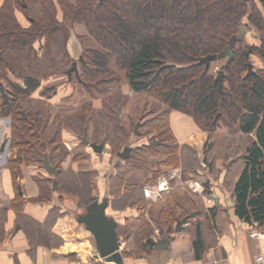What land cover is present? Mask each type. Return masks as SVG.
Returning a JSON list of instances; mask_svg holds the SVG:
<instances>
[{"label": "trees", "instance_id": "16d2710c", "mask_svg": "<svg viewBox=\"0 0 264 264\" xmlns=\"http://www.w3.org/2000/svg\"><path fill=\"white\" fill-rule=\"evenodd\" d=\"M261 4L263 7L255 0H0V117L11 119L12 153L7 167L17 178L24 165L43 168L48 154L51 164L62 169L63 158L54 162L51 152L58 150L65 131L81 137L92 121L96 134L92 141L104 145L117 133L126 139L137 124L139 129L149 131L163 124L159 144L151 138L148 143L131 146L126 164L117 165L113 178L120 185L130 171L150 174L158 166L178 164L179 146L168 120L172 111H178L208 132L210 140L216 136L219 124L228 129L238 126V131L254 136L234 175L238 178L231 192L235 212L264 225V2ZM18 12L28 19V26L21 24ZM67 21L85 25L93 44L83 49L80 73L68 76L69 80L94 92L104 91L106 83L118 85L125 79L133 94L147 95L157 107H165L154 120L147 119L144 103L129 110L128 126L118 122L115 113L123 111L129 99L117 89L109 99L106 97L101 109L88 105L78 109L61 107L51 122L46 93L53 88H43L40 76L53 67L50 41L66 31ZM243 25L255 29L260 45L236 42L233 58L227 63L226 57L222 66L225 76L220 90L212 73L216 61L207 65L201 60L229 48ZM38 42L39 49L35 47ZM253 54L263 63L256 70L248 65ZM38 91L40 96L34 97ZM83 112L89 114L87 118ZM230 147L226 144L225 149ZM204 161L208 163L207 156ZM55 180L66 194L91 200L89 205L94 201L91 193L90 197L81 195L76 177L66 176L61 170ZM109 190L108 200L120 196V186L109 184ZM63 197L60 195V199ZM201 200L187 191L175 190L165 203L154 204L149 215L162 235L168 236L179 220L190 221L193 212H204ZM24 204V199L17 198L13 208L22 212ZM216 209L213 207L211 212ZM138 222L137 235L145 236L152 249L149 220L143 215ZM118 233L122 236L120 230Z\"/></svg>", "mask_w": 264, "mask_h": 264}, {"label": "crops", "instance_id": "0c3cea01", "mask_svg": "<svg viewBox=\"0 0 264 264\" xmlns=\"http://www.w3.org/2000/svg\"><path fill=\"white\" fill-rule=\"evenodd\" d=\"M255 1L259 7H263L261 3L264 0ZM17 14L21 24L28 26L27 22L25 24L23 14L21 12ZM75 29L78 34L86 32L80 25L77 28L75 26ZM247 43L260 45L256 32L254 37L247 33ZM38 45L40 43L35 47L38 48ZM256 58L261 63L259 65H262L261 58L258 56ZM33 96L37 97L35 94ZM50 103H54L53 100ZM58 111L59 108L56 114ZM55 115L51 116V122ZM168 120L174 136L181 145H195L197 150L203 149L209 134L201 130L191 117L172 111ZM1 133L0 126V143L2 138L6 139ZM66 134L70 135L67 138L70 139L71 134L68 131L64 132V139L67 137ZM63 145L65 147V144ZM60 146L58 151L62 149ZM1 148L2 146L0 159L3 152ZM234 149L236 151L237 148ZM51 153L52 156L55 155L54 151ZM40 169L24 166L21 168V176L16 178L7 166L0 165V264H118L108 262L104 258H95L98 253L95 239L90 238L91 233L78 221L80 208L77 202L69 201L78 199L75 196H64L63 199H60L59 195L55 196L56 190L51 176L44 179ZM237 178L238 175L234 177L233 184ZM48 184L51 188L47 186ZM215 186L210 192L207 189V196L212 202L208 203L205 196H200L204 212L198 211L193 220L184 225L181 232L172 230L168 236L175 239L166 249L158 248L157 244L165 240L167 235L153 234L150 241L154 246L150 249L151 245L149 248L147 245L149 240H146L145 236L139 235L140 243L135 246L129 244V237L124 239L125 235L122 233V236L120 235L122 264H253L257 254L264 251V240L251 239L249 234L253 228L260 225L253 219L248 221L241 218L235 212L236 203L232 192L227 194L219 184ZM108 190L109 184L104 196L97 193L93 197L109 198ZM94 191L97 192L96 189ZM49 194L52 198L48 196ZM17 198L25 201L23 211L19 213L13 208ZM108 201L111 204L112 200ZM215 206L217 209L213 213L211 211ZM56 209L59 211H55ZM127 209L122 212L115 209V215H111L108 209L109 216L115 218L117 222V231L125 226L126 221L133 220L135 225H138L140 217L143 216L141 211L139 215L135 210ZM133 235H136V232ZM67 246H73L74 249L68 250Z\"/></svg>", "mask_w": 264, "mask_h": 264}, {"label": "rangeland", "instance_id": "374dc122", "mask_svg": "<svg viewBox=\"0 0 264 264\" xmlns=\"http://www.w3.org/2000/svg\"><path fill=\"white\" fill-rule=\"evenodd\" d=\"M23 17L26 20L25 24L26 22L27 24H29L28 19L24 15ZM59 20L61 22L63 21L61 15ZM65 25H66V31L64 33H61L62 35L53 37L52 41H50V48H51L50 54L52 55L51 62L53 63V67L49 68V72L41 73L40 76V78L42 79L43 88L45 89L53 88L51 91L46 93L47 94L46 98H49L48 100H49V107L51 110V116H54L57 112V109L61 107L63 108L70 107V108L78 109L88 105L90 108L96 107V109H101L103 107V103L106 97L110 98V95L113 94L117 89L121 92V94L125 97L126 100L129 99V103L127 104L128 106L123 111H120L119 109L117 111L118 115L117 113H115V116L120 119L117 121L123 122V124H126V126H128L126 122V117L129 113H131L129 110L132 109L133 111L135 110L136 107H139V105L143 107L144 105L142 104L145 103L144 107L148 112V114L145 115H147L148 120H154L159 115V113L165 109L164 106L157 107L156 101L151 98H148L147 95L133 94L125 79H123L118 85L117 83L114 82L106 83L103 86L104 91L95 90L96 92L95 91L89 92L81 84L74 82V79L69 80L66 72L71 68L72 63L74 61H77L78 70L80 73L79 60H80V56L83 53V49H86L87 47H91L93 46V44L91 42V38L89 36V33L85 25L78 23L73 24L69 21L65 22ZM79 25L85 28L86 32L84 34L82 33L78 34L79 32L77 33L75 26L77 28ZM80 30L83 29L80 28ZM248 34L251 37H254L255 29H251V30L249 29ZM245 37L247 42V36ZM41 43H43L44 45V41H42ZM41 43L40 45H38L37 49L40 48ZM256 56L257 55L255 54L250 56V62L255 67V70L263 66V64L259 65L261 63L258 61ZM225 62H226V57L224 58L222 57L219 61H216L212 65V73L216 77L218 75L217 71L223 69L222 66L225 64ZM45 65L47 64L44 63V66ZM40 92L41 91L36 92L35 95L40 96ZM51 100H53L54 103H50ZM83 115L85 116V118H87L89 114L86 115L85 112H83ZM0 126L2 128V134L4 136L10 133V122L8 118L0 119ZM162 126L163 124L160 123L158 127L156 129H153L152 131H149L148 128H144V129L138 128V132L140 133L139 136L135 135V127H134L133 130L134 132H130L126 139H121L120 138L121 134L118 133L111 135L112 136L111 142L104 145L105 146V148L103 149L104 151L103 153L100 154L93 152L94 150H92L90 146L82 144V142H80L78 138V134L75 133L73 134V132L72 133L69 132L71 134V138L67 139L68 137H70V135L66 134L67 137L64 139L65 135L63 133L62 142L60 143V145L62 146V149H60L61 154H59L60 151L58 150L57 152H55V155H53L55 159L54 162L59 161L60 158H63L61 170L65 172L66 176L69 175L76 177L77 182L79 183L78 185L81 186L78 187L79 191H81L82 193L81 195L84 197H90V193L91 196H94L97 193L99 195H103L107 190L108 184H112L114 185V187L115 185H117V187L120 186V190H121L120 196L114 197L115 199H112L113 201L115 200L114 202L111 201L109 207L110 214L115 215L116 214V213L114 214L115 209H120L116 211L122 212L125 211L128 207H130L128 208L129 210H135L139 215H140L139 211L143 212V215L147 220H149L151 224V229L149 231L152 237L153 234H156L155 231L159 229V227L156 225L155 222H153L151 216L149 215L151 208H153L154 204L156 203L150 204L149 201L144 196L143 189L146 184H149L154 180H156V178L159 177V175L173 168L180 167L183 172L182 179L201 180L205 185L206 195H207V189H209L210 192V189L212 190V188L214 189V187H216L215 184H219V186H221V188H223L225 192H227V194L228 193L231 194V186L233 184L234 175L237 172V168L242 164L241 161L242 156L245 155L247 146L249 145L250 141L254 139L253 135H247L238 131V126H235L232 129L231 128L228 129L224 127L222 124L221 125L219 124V128L215 133L216 136L213 137L212 140L208 138L204 144L203 149L201 150H197V146L195 145L192 146L181 145L175 137L179 146L176 152L177 153L176 157H178L176 162L178 164L176 166L161 165L155 168L154 171L152 169L150 174H148L147 172L138 173L137 171V173L136 172L134 173L133 171H130V174L128 175L126 180L122 182V184L120 185L115 178H110L112 175L115 176V174L118 172L117 165L122 166L123 164H126L124 160L118 155V153L122 152L124 147H126V144H128V146L135 147L138 145H142L144 143H148L151 138L154 139L156 144H159L160 143L159 132ZM87 131H88L87 132L88 138L92 141L94 135L96 136L93 121L88 123ZM141 132H148V134L142 136ZM207 142L208 144L206 145ZM63 144H65V147ZM226 144H230L231 147L225 149ZM59 146L57 147L58 149ZM232 147L237 148L236 151L235 149L231 151ZM53 148L55 147L53 146L49 150L51 151ZM66 148H67V152H66ZM9 151L11 154L12 153L11 149ZM205 156H207L208 158V163H205L204 161ZM189 161L191 163H189ZM209 163H211L212 165L210 166ZM202 164H205V166H203ZM228 164L230 165L228 166ZM28 166H34L36 168L37 167L39 168L38 165H28ZM40 171L44 179L47 178L48 176H51V180L56 179V173L50 175L43 168H41ZM49 183L51 184V182ZM50 184L47 185L49 188H51ZM181 186H182L181 182L179 181L174 182L172 190L168 194H166L161 200H167L169 197H172L175 190L187 191ZM66 188L69 189V186L66 185ZM72 189L75 190V187L72 186ZM94 189L97 190L96 193ZM64 191L60 189L59 186V189L55 191L54 195L55 196L63 195L65 197L74 196L73 194L68 195ZM76 193L78 192L76 191ZM48 196L52 198L51 194H49ZM103 198L105 199L106 197ZM69 201L77 202V205H79L78 207L80 208L79 213H83L90 204L89 202L91 200H69ZM131 202H135V205L129 206ZM55 211H59V210L56 209ZM145 212H147L148 214L146 215ZM124 223L126 224L123 228L121 227L120 232L124 233V231L127 230L124 239H127L128 236L129 237L128 239H130L129 244L136 246L137 244L140 243V237L137 235V232L139 233V230L137 227H135L136 223L133 220L126 221ZM134 232H136L137 236L136 235L132 236ZM91 237L93 238L92 235H90V238ZM67 247L68 250L74 249L73 246H67Z\"/></svg>", "mask_w": 264, "mask_h": 264}, {"label": "water", "instance_id": "95a60500", "mask_svg": "<svg viewBox=\"0 0 264 264\" xmlns=\"http://www.w3.org/2000/svg\"><path fill=\"white\" fill-rule=\"evenodd\" d=\"M101 2L104 0H100ZM251 1V0H248ZM247 36V27L245 25L240 27L239 35L235 36L230 43L229 48H226L221 54L209 55L201 60V62H206L207 65L210 64L211 61L220 60L222 57H228L227 63L231 61L233 58L232 48L235 46L237 41H240L247 44L246 37ZM80 59H83L82 57ZM250 70L252 69L253 64L249 63ZM70 78H72L73 73L77 76L79 75L78 70V62L75 61L72 64V67L67 71ZM225 76L224 68L218 71V76L216 77V82L219 84L220 90L223 88V80ZM118 115V112H117ZM118 120H120L118 118ZM138 124L135 127V135L139 136L138 132ZM80 140L83 144L90 146L95 153H102L104 149L103 144H97L92 142L88 138L87 132L83 136L80 137ZM5 144L2 145V151L4 150ZM132 147L128 146L120 152L118 155L126 160L128 159L131 153ZM230 164H228L229 166ZM43 168L49 173H60L61 169L55 165L51 164L49 155L46 154L44 158ZM54 189L57 190L59 188V184L57 180L53 181ZM231 200V199H229ZM109 201L107 198L104 200H94L91 205H89L83 213L79 214L78 221L83 223L86 229L91 233V235L95 239V244L97 247V254L95 258H104L108 262H115L118 264L123 263V254L121 253V241L117 231V222L115 218L110 217L108 214L109 209ZM232 204V203H231ZM234 205V204H233ZM197 212L191 214V217H195ZM188 222V218L181 219L177 222L175 227L176 232H181L183 230L184 225ZM172 229H169L168 232H171ZM175 238L172 236H168L165 240H162L157 244L158 248L166 249L169 243ZM163 242V243H162ZM162 243V244H161Z\"/></svg>", "mask_w": 264, "mask_h": 264}, {"label": "built area", "instance_id": "2783aa9c", "mask_svg": "<svg viewBox=\"0 0 264 264\" xmlns=\"http://www.w3.org/2000/svg\"><path fill=\"white\" fill-rule=\"evenodd\" d=\"M4 136V135H3ZM9 136V134H7ZM3 142V138L1 140ZM9 155V145H7V152L3 155V164ZM182 169L180 167L173 168L156 178L153 182L147 184L144 187V195L150 203L161 200L166 194H168L172 188L174 182H181L182 188L191 191L194 194L203 195L205 193V185L198 179H182ZM212 199H208V203H211ZM159 233V230H156ZM250 238L254 240H264V227H255L250 231ZM253 264H264V251H261L256 257Z\"/></svg>", "mask_w": 264, "mask_h": 264}, {"label": "flooded vegetation", "instance_id": "af4514ba", "mask_svg": "<svg viewBox=\"0 0 264 264\" xmlns=\"http://www.w3.org/2000/svg\"><path fill=\"white\" fill-rule=\"evenodd\" d=\"M94 200H101V199H99V198H96V196L94 197ZM102 200H104V199H102Z\"/></svg>", "mask_w": 264, "mask_h": 264}]
</instances>
